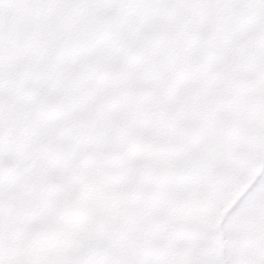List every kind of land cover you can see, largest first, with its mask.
Wrapping results in <instances>:
<instances>
[{
  "label": "rangeland",
  "instance_id": "obj_1",
  "mask_svg": "<svg viewBox=\"0 0 264 264\" xmlns=\"http://www.w3.org/2000/svg\"><path fill=\"white\" fill-rule=\"evenodd\" d=\"M238 2L0 0V264H264Z\"/></svg>",
  "mask_w": 264,
  "mask_h": 264
},
{
  "label": "crops",
  "instance_id": "obj_2",
  "mask_svg": "<svg viewBox=\"0 0 264 264\" xmlns=\"http://www.w3.org/2000/svg\"><path fill=\"white\" fill-rule=\"evenodd\" d=\"M239 1L241 3L239 4V2H238V5L236 6L239 11L244 12V10L246 11V9H248L249 13L251 12V17H254V19H256V17H258L260 19H264V15L262 13V12H264V0H239ZM239 5H241L240 8H239ZM251 6L254 7L253 10L251 9ZM238 17L240 18V17H242V15L241 16L239 15ZM250 20H251V18H249L247 20H244V19L239 20V22H240V24L238 26L239 34L243 33V31H246V30H252V33H253V25H251V24L246 25V26L244 25V24H246L244 21L249 22ZM257 32L259 34H261V33L264 34V28H260V30L258 29Z\"/></svg>",
  "mask_w": 264,
  "mask_h": 264
}]
</instances>
